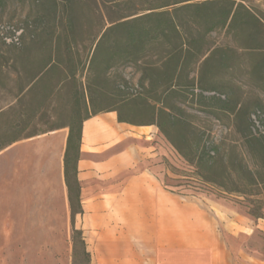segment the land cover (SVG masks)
Returning a JSON list of instances; mask_svg holds the SVG:
<instances>
[{
    "label": "trees",
    "instance_id": "obj_1",
    "mask_svg": "<svg viewBox=\"0 0 264 264\" xmlns=\"http://www.w3.org/2000/svg\"><path fill=\"white\" fill-rule=\"evenodd\" d=\"M31 1L48 12L38 20V26H47L25 42L24 27L13 26L4 40L14 47L12 59L20 67L14 100L0 108V118L13 108L17 134L1 143L0 151L40 134L24 131L29 121L24 112L17 113L21 103L28 102L31 108L34 98L42 106L48 101L51 110L58 109L59 104H54L58 99L66 108L71 103L72 120L49 127L70 128L64 175L72 220L82 212L75 203L80 202L77 174L83 122L103 111H115L119 122L156 125L194 166L200 182L243 197L252 216H263L264 130L256 127L254 118L257 115L264 124V99L256 92L264 93L262 4L139 0L137 7L135 1L122 0ZM7 3L0 0V7ZM58 12L62 16L56 24ZM79 13H86L90 22L96 17L92 31L84 32ZM221 34L224 40L219 42L216 36ZM120 66L138 70L137 88L121 73L115 74ZM242 76L249 80L252 94L240 84ZM212 120L228 129L219 141L198 124ZM5 134L0 132V138ZM73 242L74 256L92 264L81 230L74 228Z\"/></svg>",
    "mask_w": 264,
    "mask_h": 264
},
{
    "label": "crops",
    "instance_id": "obj_2",
    "mask_svg": "<svg viewBox=\"0 0 264 264\" xmlns=\"http://www.w3.org/2000/svg\"><path fill=\"white\" fill-rule=\"evenodd\" d=\"M24 131L40 134L12 143L0 158L12 152L20 171L38 168L50 179L56 172L69 201L64 156L70 128ZM164 139L156 125L119 122L115 111L83 122L76 219L92 264H264L261 254L229 239L240 234L241 218L165 187L157 173Z\"/></svg>",
    "mask_w": 264,
    "mask_h": 264
},
{
    "label": "rangeland",
    "instance_id": "obj_3",
    "mask_svg": "<svg viewBox=\"0 0 264 264\" xmlns=\"http://www.w3.org/2000/svg\"><path fill=\"white\" fill-rule=\"evenodd\" d=\"M95 1L103 3L110 0ZM122 1H135L137 7L141 6L139 0ZM252 1L262 4L264 8V0ZM32 3L31 0H8L5 7H0V108L14 100L17 91V69L20 67L19 62L12 59L14 47L5 44L6 36H9L13 26H22L25 29V42L34 32L41 35L47 26H38V20L48 12ZM104 12L108 11L105 9ZM79 15L84 32L92 31L97 23L96 17H91L90 22L86 13ZM61 16V12H58L56 24ZM216 40L222 42L223 34L217 35ZM9 41L10 39L7 40ZM78 49L83 51L82 46ZM115 72L121 73L133 88H137L140 74L135 67L120 66ZM240 80L243 89L252 94L247 77L242 76ZM256 92L264 99V93ZM60 100L54 102L59 104L58 109L51 110L48 101L42 106V103L34 98L31 108H28V102L21 103L17 113L24 112L25 120L29 121L27 129H42L54 122H69V119L72 120V104L68 102L66 108L65 102ZM188 110L195 113V109L191 107H188ZM13 113V108H9L6 115L0 118V132H6L0 138V144L17 134L13 125ZM77 118L74 116L73 119ZM254 118L256 127L264 130V124L257 115ZM198 124L207 131L211 130L212 136L218 141L228 131L226 125L216 120L201 121ZM163 145L157 173L165 187L181 195L209 200L214 206L222 207L233 216L241 218L243 227L237 229L240 234L234 237L230 235L229 239L237 240L239 248L244 246L248 252L259 253L264 257V212L262 217L256 218L249 213L243 197L222 193L200 182L195 176L194 166L185 160L166 138ZM29 168L30 166L28 173H25L20 171L19 166H13L12 152L0 158V264H86L81 255L74 256L73 230L82 229L79 217L76 219L75 216L72 220L68 197L58 185V174L53 171L50 179L38 168ZM75 207L79 209L80 203L76 202ZM82 235L84 237L83 231ZM76 236L79 237L78 234Z\"/></svg>",
    "mask_w": 264,
    "mask_h": 264
}]
</instances>
